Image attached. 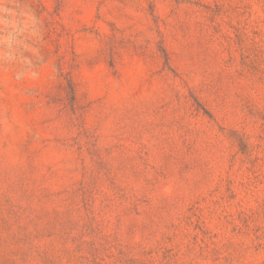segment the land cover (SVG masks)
Wrapping results in <instances>:
<instances>
[{"label": "rangeland", "instance_id": "obj_1", "mask_svg": "<svg viewBox=\"0 0 264 264\" xmlns=\"http://www.w3.org/2000/svg\"><path fill=\"white\" fill-rule=\"evenodd\" d=\"M0 5V264H264V0Z\"/></svg>", "mask_w": 264, "mask_h": 264}, {"label": "clouds", "instance_id": "obj_2", "mask_svg": "<svg viewBox=\"0 0 264 264\" xmlns=\"http://www.w3.org/2000/svg\"><path fill=\"white\" fill-rule=\"evenodd\" d=\"M25 15L28 17V20L30 21L31 25L33 26V30L35 31V25L39 23L37 18L32 13H17L16 10L10 6L7 5H0V22L7 23L10 27H13L14 31V25L12 21V17L15 15Z\"/></svg>", "mask_w": 264, "mask_h": 264}]
</instances>
